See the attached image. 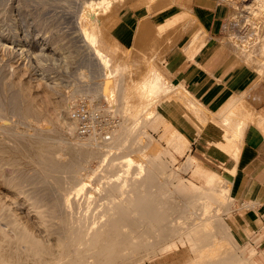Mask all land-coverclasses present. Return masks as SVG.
Returning <instances> with one entry per match:
<instances>
[{"label":"bare ground","instance_id":"bare-ground-1","mask_svg":"<svg viewBox=\"0 0 264 264\" xmlns=\"http://www.w3.org/2000/svg\"><path fill=\"white\" fill-rule=\"evenodd\" d=\"M63 1L72 7L77 3V0ZM84 1L85 7L103 17L118 15L121 9L132 4L130 0ZM185 1L144 0L149 13L160 11L163 18L158 32L147 33V41L151 45L164 43V53L184 35L187 42L204 38L194 35L195 32L191 34L193 20L184 21L188 12L181 5ZM225 1L230 5L226 17L227 38L219 42L234 51L239 62L263 74L264 0H242L240 4L235 0ZM47 2L37 0L39 6L46 8L50 6ZM0 20L1 23L2 17ZM147 22L144 19L140 23L136 37ZM78 30L83 44L92 48L94 61L103 68L107 59L100 50L116 49V59L117 51L124 50L125 62L121 66L125 69L121 74H128L131 67L133 84L126 83L128 79L123 77L102 79L103 97L109 98L116 92L118 117L114 130L109 133L108 129L110 136L105 137L106 133L98 132L95 123L88 133L81 132V119L70 117L72 109L67 122L60 120L67 103L75 99V93L61 94V100L51 106L47 105L45 95L43 104L37 105L30 86L20 81L19 75L18 81L7 82L5 86L12 90L16 88L17 92L19 88L24 101L19 102L15 91L6 99L0 95V264H143L149 254L172 249V243L184 229V220L205 219L215 213H163L167 205L210 208L209 204H216L224 208L233 202L232 184L225 176L214 177L209 187H186L176 173L162 172L155 163L142 157L143 128L159 111L161 98L172 91L162 73L164 70H154L147 56L132 61V54L124 47L121 49L105 28L86 26L83 14ZM56 36L46 37L47 42L54 45ZM6 43L11 50L14 44L16 47L12 41ZM7 69H4L6 74ZM114 76L117 77L116 72ZM46 87L43 85L42 89L52 93L56 88L49 84ZM81 99L84 101V97ZM82 105L95 117L96 110ZM12 116L17 121H11ZM23 124L28 129L23 130ZM28 130L33 133L28 134ZM93 160H96L95 168L90 166ZM192 164L188 159L179 168L186 171ZM175 180L177 184L173 183ZM164 219L171 221L170 225L161 226L159 221ZM133 257L137 260L130 261Z\"/></svg>","mask_w":264,"mask_h":264},{"label":"crops","instance_id":"crops-1","mask_svg":"<svg viewBox=\"0 0 264 264\" xmlns=\"http://www.w3.org/2000/svg\"><path fill=\"white\" fill-rule=\"evenodd\" d=\"M222 2H183L181 8L188 12L184 21L193 20L195 24L191 34L195 32L194 35L204 38L187 42L184 35L166 53L164 43L146 42L147 33L158 32L163 24L160 11L149 13L145 7L144 10L125 6L118 13L111 34L130 48L125 50L134 57L132 61L147 56L154 70H164L162 73L172 91L159 101L163 116L151 123L166 141L165 150L172 161L190 151L181 166L188 159L193 161L186 171H191L199 186L209 187L217 176H225L232 184L233 202L224 208L216 204H209L210 208L174 206L172 210L215 213L205 219L184 220L187 228L180 233L182 241L173 243L171 250L160 255L188 253L189 260L183 264H264V73L239 62L234 51L219 42L227 38L221 35L222 31L227 34L229 12ZM144 19L148 22L136 37V30ZM157 144L156 141L145 143V149L151 145L150 151L155 157ZM191 154L203 157L220 173L207 170ZM145 156L157 165L154 159ZM180 183L198 187L186 184L182 178ZM229 213L226 223L224 216ZM209 242L210 250L193 256V252L204 250ZM193 245L196 249H192ZM227 253L232 254L225 256ZM220 254V261L214 263ZM160 263L169 264L166 259Z\"/></svg>","mask_w":264,"mask_h":264},{"label":"rangeland","instance_id":"rangeland-1","mask_svg":"<svg viewBox=\"0 0 264 264\" xmlns=\"http://www.w3.org/2000/svg\"><path fill=\"white\" fill-rule=\"evenodd\" d=\"M16 1H18V3ZM20 1L19 0H0V5H1L0 6V19L2 17V20H3L0 23V26H1L0 27V38H1V41H0V66L1 67L0 68L3 67L2 68L3 70L0 69V74H2L1 72H3L2 74L3 76L2 75L0 76L2 78L4 76L6 77V79L5 78L2 79L0 77V87H1L0 93L4 89L2 94H0L1 97L3 99H6V97H8V94L10 92L16 90V88L12 90L11 88L5 85L7 84V82H12V80L14 81V79L15 80L17 79L18 81L19 77H20L19 79L20 81L25 82L30 86V93L33 95V97H35V101L37 105L43 104V101H44L43 97L45 95H46L45 99L47 100V105L51 106L61 100L60 99L62 98L60 96L61 94H63L62 96H66V95H71L72 93H75L73 95L75 99L70 100L66 106L64 104V106L66 107L64 109H66V111H64L65 114L62 113L60 120L63 122H67L69 120L68 119L69 112L71 109H73V107L76 104L78 103L87 104L89 110L91 111L96 110L94 112H96L101 118L100 123L97 124L98 126L97 131L98 132L101 131V133L105 132L106 133L105 137H107L110 133V130H114V127L118 120V117L116 115L117 105L115 103L116 92L113 93V95L109 98L103 97L102 79H104V77L108 79L123 77L125 79H128L126 83L133 84L130 81V78L133 79L134 76L133 74L129 73L131 72V67H130V70L128 71V74L127 73L121 74L122 69H125L124 66H121L125 62L124 50L117 51L118 53L117 59H116V55H114L116 49L111 48L109 50L107 49L100 50V53L106 57L107 62H106V66L104 65V68H103V65H99V63L97 64V61H94L95 56L92 57L93 55L92 48L91 47L89 48L87 45L83 44V42L81 41L79 30H78V22H79V18L81 14H83L84 24L86 26L95 25L96 27L105 28L111 34V31L115 27V24L117 22V15H108L104 17L96 15L89 8L85 7L84 0H77V3L74 4V7L65 4L63 0H62L63 2L59 0H55V1L47 0L49 2V3L47 2L48 3L47 6L50 5L47 8L42 7V5L40 4V6L42 7L41 8L38 5L37 0H31L33 1V3L29 1L30 4L28 5H27L28 0L27 1L22 0L23 4ZM58 1L60 2L59 3L60 5L57 4ZM235 1L238 4L242 2V0H235ZM35 2L37 3L38 6L36 5ZM130 3L132 4H129L128 6L133 7V8H143V9L144 7L146 8V4L144 0H130ZM222 3L228 6V10H229L230 8L229 3L224 0ZM51 4L55 6H51ZM62 5H64L65 7ZM38 7H40L41 9ZM39 9L40 10L44 9V10L41 12ZM155 9H158V7H156ZM39 15L41 16L39 17ZM38 17L41 19L39 20ZM47 17H49V19ZM37 19L41 23H44V24H41ZM40 26L42 28H40ZM12 27H15V29H13ZM1 32H3V34ZM12 32H14L13 33L15 34L14 36L12 35ZM50 35L53 37L57 35L56 36L57 38H55L56 40L54 42V45H51L49 42H47V39L49 38ZM226 35H227L226 32L222 31L221 37H224ZM111 36L113 37L114 42H116L118 45H122L120 46L121 49L123 47L126 48L112 34ZM10 41L16 43L17 48L15 47V44H14V48L12 50L9 49L8 48L9 45H7L6 42H10ZM43 41L45 42L43 43ZM146 42L148 41L146 40ZM126 49H130V48H126ZM4 69L8 70V72L7 71L6 72L7 74L9 73V75H7L4 72L5 71ZM12 69H14V71H12ZM10 72H13V73L11 74ZM114 72L117 73V77L114 76ZM42 83L44 87L48 86L49 84V86L52 85V87L54 88L56 87L57 89L55 88L56 90L54 89L53 93L50 90L46 92L42 89L43 88ZM117 83L119 84V82ZM1 84L3 86H1ZM17 89L19 90V88ZM18 90L17 92L15 91L17 94L15 96H17V98L19 97L18 100L20 99L19 102L21 101L22 103L24 99L22 100L23 97L21 96V91L19 90L18 92ZM15 92H12V93L15 94ZM81 97H84V101H82ZM158 116H163L160 110L157 111L153 116H151V118L146 122L143 128L144 132L142 133L143 146H144V143L146 142L149 144L151 141L158 142L157 149L155 152L156 157L150 151L151 145L146 146V149L145 147H143L142 152H141L142 157L147 160V157L145 156L146 154L151 159H154V161L160 167L159 169L158 166L155 165L158 170L165 172L167 174L174 172L180 178H182V180L186 184L189 182L194 186H199L198 180L193 178L191 171H181L179 168L181 164L186 160L187 156H190V151L187 152L186 155H183L182 158H178L177 161L175 162L172 161L171 156L166 152L165 150L167 148L166 141L160 138L161 132L155 129V127L151 123V121L155 120ZM10 120L15 122L17 121V117L12 116ZM46 127L51 128V130L53 129L52 125H48ZM21 128L23 130L28 129L27 126H25L24 124L21 126ZM108 129H109V133L107 131ZM74 132L76 135H78L76 130ZM27 133L32 134L33 131L28 130ZM168 148L175 149L169 145H168ZM191 155L195 156L194 154H191ZM196 158L201 162V165L207 170L214 172V173H220V170L218 168L217 169L212 168L211 165L207 164L203 157H200V158L196 157ZM90 166L92 168H95L96 160H93ZM173 183L177 184L178 181L175 180ZM169 206L170 205H167V209H165L163 213L168 214L172 212V213L178 214L179 212L182 211V210H172L174 206H182V205H177V203L174 205H171L170 208H168ZM231 213L224 216V220H223L224 222L227 223V220L230 217ZM159 223L161 224V226L170 225L171 221L164 219V220H160ZM185 225L186 223L183 224L184 229L187 228ZM181 236L179 235L178 238L175 239L173 243H180L182 241ZM173 243H172V246H173ZM206 249L208 250L211 249L210 242L205 245L204 250L200 252H193L192 254L193 256H195L196 254L201 255L204 253ZM162 252L164 251L158 250L155 252V254H149L144 259L143 264H161L160 262H162L164 259H166L169 264H183L189 260L188 253L184 254L181 252H177V253H170L168 255L167 254L160 255V253ZM227 254L228 255H225V256H231L232 253H227ZM153 256H156V257L153 258ZM221 256L222 254H220L219 257L216 258V261L214 263L216 262L218 263V261H220ZM133 260H137V257H133L132 260L130 259V261H133ZM134 264H137V263L135 262Z\"/></svg>","mask_w":264,"mask_h":264},{"label":"built area","instance_id":"built-area-1","mask_svg":"<svg viewBox=\"0 0 264 264\" xmlns=\"http://www.w3.org/2000/svg\"><path fill=\"white\" fill-rule=\"evenodd\" d=\"M70 117L72 120L81 119L79 129L81 132L85 133H88L91 129H93L92 123H95V127L97 129V124L100 122L99 115L95 114V117H91L88 110L81 103H78L73 107Z\"/></svg>","mask_w":264,"mask_h":264}]
</instances>
